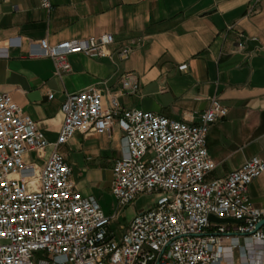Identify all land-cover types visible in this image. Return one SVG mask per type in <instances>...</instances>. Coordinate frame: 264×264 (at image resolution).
Here are the masks:
<instances>
[{"label":"built area","instance_id":"built-area-1","mask_svg":"<svg viewBox=\"0 0 264 264\" xmlns=\"http://www.w3.org/2000/svg\"><path fill=\"white\" fill-rule=\"evenodd\" d=\"M40 4L51 7L49 0ZM113 42L111 33L56 43L29 40L27 56L50 58L60 76L70 69L69 55L110 57ZM132 44L120 49L121 58L129 56ZM11 46H20L19 37L7 40L6 47ZM0 56H7L4 48ZM121 84L130 93L139 89L132 75H124ZM61 113L51 142L12 96L0 91V264H235L236 249H242L241 264H264V223L256 228L264 208L254 206L248 195L264 161L252 156L225 177L207 179L216 167L207 134L227 114L218 98L211 99L197 123H189L123 109L116 95L106 97L91 87L68 93ZM115 124L123 152L112 166L114 211L107 215L93 197L77 190L59 148L76 132L109 133ZM141 194H153L155 205L137 211L124 227H114ZM211 215L237 222H214Z\"/></svg>","mask_w":264,"mask_h":264},{"label":"crops","instance_id":"crops-1","mask_svg":"<svg viewBox=\"0 0 264 264\" xmlns=\"http://www.w3.org/2000/svg\"><path fill=\"white\" fill-rule=\"evenodd\" d=\"M49 1L45 9L40 0H0V50L7 53L0 56V91L12 96L49 141L60 130L68 93L93 87L106 97L116 95L123 109L189 123H197L216 97L227 114L207 134V151L216 163L207 179L225 177L252 156L264 161V0ZM104 33L114 36L110 57L71 54L70 69L60 76L50 58L27 56L29 40L56 43ZM11 37H19L20 46L6 47ZM249 40L257 42L251 50ZM132 42L129 56L121 58L120 49ZM183 64L187 68L180 70ZM124 75L138 81L136 93L122 87ZM34 91L45 99H30ZM59 152L83 196L100 205L102 189L111 195L112 166L123 152L117 124L109 133L76 132ZM248 195L264 208V172ZM232 261H244L242 249L232 252Z\"/></svg>","mask_w":264,"mask_h":264},{"label":"rangeland","instance_id":"rangeland-1","mask_svg":"<svg viewBox=\"0 0 264 264\" xmlns=\"http://www.w3.org/2000/svg\"><path fill=\"white\" fill-rule=\"evenodd\" d=\"M32 159L35 158L34 154L30 155ZM99 202L102 209L106 213H112L114 211V199L109 194L108 190L102 189L99 193ZM155 205V196L153 194H141L135 198L116 218L112 223L114 227H124L132 216L141 209H146Z\"/></svg>","mask_w":264,"mask_h":264},{"label":"water","instance_id":"water-1","mask_svg":"<svg viewBox=\"0 0 264 264\" xmlns=\"http://www.w3.org/2000/svg\"><path fill=\"white\" fill-rule=\"evenodd\" d=\"M257 44V42L255 40H249L247 41V46L249 47V50H251V48H253V46H255ZM29 98L32 100H40V99H45V97H41L40 93L38 91H34L32 93L29 94ZM210 220L214 221V222H227V221H231V222H237L236 220L233 219H220L217 218L213 215L210 216ZM264 223V219L261 220L260 222L257 223L256 228H259L262 224Z\"/></svg>","mask_w":264,"mask_h":264}]
</instances>
